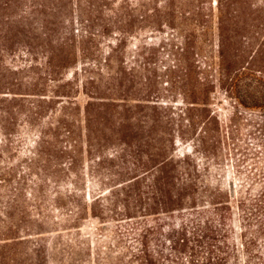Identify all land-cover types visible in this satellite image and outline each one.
<instances>
[{"label": "trees", "instance_id": "trees-1", "mask_svg": "<svg viewBox=\"0 0 264 264\" xmlns=\"http://www.w3.org/2000/svg\"><path fill=\"white\" fill-rule=\"evenodd\" d=\"M164 28L180 45L163 75L153 48L129 62L117 50L135 29ZM16 49L23 66H6ZM16 74L29 80L8 82ZM216 85L244 109L264 108L263 3L0 0V130L16 123L3 105L17 104L37 139L27 161L36 193L67 180L54 194L68 208L62 230L110 226L116 264H231L239 246L264 243V153L251 176L237 162V185L212 175L224 150L240 149L239 115L224 125L212 110ZM177 143L190 152L177 155ZM13 228L0 226V264H46L34 249L11 253L21 244Z\"/></svg>", "mask_w": 264, "mask_h": 264}, {"label": "rangeland", "instance_id": "rangeland-1", "mask_svg": "<svg viewBox=\"0 0 264 264\" xmlns=\"http://www.w3.org/2000/svg\"><path fill=\"white\" fill-rule=\"evenodd\" d=\"M137 1L147 2L149 0H132L133 3ZM253 1L264 4V0ZM211 35L213 56L215 55L213 42L216 41V30L213 27ZM130 36L125 44L117 48L120 54H123L121 57L129 62L136 55L137 48L144 45L151 47L154 51L153 55L158 59V75H163L164 67L171 59L173 48L180 45L174 32L167 28H164L163 32L152 33L147 29L144 31L135 29ZM102 42L101 50L105 56L109 43L106 40ZM21 54L19 49L14 50L13 53L6 55L4 64L22 67L24 63L15 58V56H23ZM14 72L18 70L15 69ZM9 76L8 82L13 81V78H21L23 82L29 80V75ZM63 76L65 81H72L71 71L65 72ZM49 85L52 86V83ZM212 97V110L216 112L222 124H229L230 119L239 115L237 140L240 146L238 151L229 155L228 151L224 150L225 161L220 168L213 169L212 175L218 178V185L226 182H233L237 185L238 180L235 173L237 162H239V170L242 174L251 176L254 172V162H258L257 156L261 157L264 153V108L244 109L235 100L220 92L217 85ZM74 100L81 108L87 102V98L81 93L76 94ZM3 106L10 108L14 114L10 123H13V120L16 122L14 126H10V131L9 129L0 130V226L4 227L3 232L6 228L16 227V229L13 228L14 232L16 231L14 236H21V244L11 253L16 254L23 249H34L38 251V260L46 257V264H94L95 258L103 261L101 264H116L115 253H113L115 249L111 244V239L108 238L110 226L87 219L76 225L80 230H62L63 221L68 218V208L65 206L67 208L65 210L61 207L62 205L55 203L54 194L57 189L64 192L63 187L68 182L65 180L61 188L48 183L49 188H43L38 194L36 193L35 178L27 170V161L31 157L29 151L34 149L33 141L37 140L34 137V131H30L23 124L18 115L17 104L5 103ZM4 125L5 128L9 126L6 122H3ZM176 149L177 155L180 156L190 152L189 146L180 143L176 144ZM258 166L264 171V163ZM261 176H256L255 183L261 180ZM86 193L88 191L84 192V195ZM86 202L89 203V200L86 199ZM61 204L64 203L61 202ZM27 229L32 230L31 235L22 233ZM7 243L10 244L11 241ZM232 256L234 262L231 264H264V243L259 242L248 248L239 246L232 252ZM9 264L17 263L10 262Z\"/></svg>", "mask_w": 264, "mask_h": 264}]
</instances>
